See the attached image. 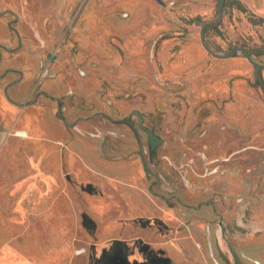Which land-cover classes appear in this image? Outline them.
Wrapping results in <instances>:
<instances>
[{
	"label": "rangeland",
	"instance_id": "obj_1",
	"mask_svg": "<svg viewBox=\"0 0 264 264\" xmlns=\"http://www.w3.org/2000/svg\"><path fill=\"white\" fill-rule=\"evenodd\" d=\"M164 1L0 0V264H264V68ZM204 33L264 64L246 4Z\"/></svg>",
	"mask_w": 264,
	"mask_h": 264
},
{
	"label": "water",
	"instance_id": "obj_2",
	"mask_svg": "<svg viewBox=\"0 0 264 264\" xmlns=\"http://www.w3.org/2000/svg\"><path fill=\"white\" fill-rule=\"evenodd\" d=\"M160 3H165L164 0H158ZM224 1L225 0H219V14H220V18L218 21L216 22H207L203 25L202 27V31H201V39H202V43L203 45L206 47V49L212 53L213 55L217 56V57H229L231 55H233V53L235 51H238V50H244L246 53H247V57L248 59L250 60L251 63H253L256 67L258 68H264V64H261V63H258L256 62L252 55H251V51L250 49H248L247 47L245 46H235L233 47L227 54H221V53H218V52H215L210 46L209 44L207 43L206 39H205V33H204V30L206 28V26L208 24H212V23H219L223 17V8H224ZM134 112L139 116V119H140V126L142 128H144L148 135H149V138H150V143L152 145V148L154 149L155 147H157L158 145H160L163 141L162 137L158 136L153 129L151 128H148L146 127L144 124H143V116H142V112H140L139 110H134Z\"/></svg>",
	"mask_w": 264,
	"mask_h": 264
},
{
	"label": "crops",
	"instance_id": "obj_3",
	"mask_svg": "<svg viewBox=\"0 0 264 264\" xmlns=\"http://www.w3.org/2000/svg\"><path fill=\"white\" fill-rule=\"evenodd\" d=\"M244 4H246L250 9H252L254 12L264 15V0H238ZM7 106L15 107V104H13L7 96V93L5 92V95L0 100V108L6 109ZM22 132H25L26 134L23 135ZM19 135L23 137H27L28 131L21 130L18 132ZM7 131L6 127L1 124V116H0V149L2 148V145L6 139Z\"/></svg>",
	"mask_w": 264,
	"mask_h": 264
},
{
	"label": "flooded vegetation",
	"instance_id": "obj_4",
	"mask_svg": "<svg viewBox=\"0 0 264 264\" xmlns=\"http://www.w3.org/2000/svg\"><path fill=\"white\" fill-rule=\"evenodd\" d=\"M58 101H62L60 98H58ZM60 109H62V105H60ZM135 113V112H134ZM136 114V113H135ZM137 115V114H136ZM142 116H143V124L145 125V123H144V115H143V113H142ZM137 117H138V119H139V116L137 115ZM127 122H131V120H130V116L127 118V119H125ZM139 126H140V119H139ZM146 126V125H145ZM141 127V126H140ZM146 127H148V126H146ZM142 128V127H141ZM148 128H150V127H148ZM142 129H144V128H142ZM152 129V128H151ZM145 130V129H144ZM154 130V129H153ZM146 131V130H145ZM154 132H155V130H154ZM146 133H147V131H146ZM156 133V132H155ZM157 134V133H156ZM147 135H148V133H147ZM158 135V134H157ZM158 136H160V135H158ZM161 137V136H160ZM148 138H149V135H148ZM149 144H150V151H151V154L152 153H154L155 152V150H156V148L159 146H157V147H155L154 149L152 148V145H151V143H150V138H149ZM145 166H146V168H147V165L145 164Z\"/></svg>",
	"mask_w": 264,
	"mask_h": 264
},
{
	"label": "trees",
	"instance_id": "obj_5",
	"mask_svg": "<svg viewBox=\"0 0 264 264\" xmlns=\"http://www.w3.org/2000/svg\"><path fill=\"white\" fill-rule=\"evenodd\" d=\"M236 1H238V0H236ZM260 83H261V86H262V88H263V90H264V82L261 81Z\"/></svg>",
	"mask_w": 264,
	"mask_h": 264
},
{
	"label": "bare ground",
	"instance_id": "obj_6",
	"mask_svg": "<svg viewBox=\"0 0 264 264\" xmlns=\"http://www.w3.org/2000/svg\"><path fill=\"white\" fill-rule=\"evenodd\" d=\"M23 135H25L26 133L25 132H22Z\"/></svg>",
	"mask_w": 264,
	"mask_h": 264
}]
</instances>
